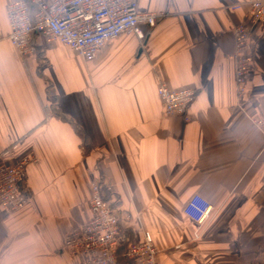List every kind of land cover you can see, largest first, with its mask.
I'll return each instance as SVG.
<instances>
[{
	"label": "crops",
	"instance_id": "0c3cea01",
	"mask_svg": "<svg viewBox=\"0 0 264 264\" xmlns=\"http://www.w3.org/2000/svg\"><path fill=\"white\" fill-rule=\"evenodd\" d=\"M11 1L0 0V163L33 160L20 184L28 206L0 207V264H82L64 239L89 223L96 179L123 238L149 232L159 264H264V130L253 124L264 118V21L241 104L232 57L248 0H137L165 16L92 62L39 37L36 54L20 55ZM160 84L196 90L189 121L163 114ZM197 195L212 207L200 229L184 212Z\"/></svg>",
	"mask_w": 264,
	"mask_h": 264
},
{
	"label": "built area",
	"instance_id": "2783aa9c",
	"mask_svg": "<svg viewBox=\"0 0 264 264\" xmlns=\"http://www.w3.org/2000/svg\"><path fill=\"white\" fill-rule=\"evenodd\" d=\"M251 18L234 28L236 91L244 103L254 67L255 26L264 21V0H248ZM234 9H240L236 5ZM9 39L20 55L37 52L35 37L47 42H60L84 58L94 61L111 41L134 34L145 39L143 28H154L163 13L140 12L137 0H13L7 6ZM158 97L168 117L180 116L189 121V109L197 98L190 87L158 86ZM253 124L264 130V118ZM33 159H22L15 165L0 163V207L7 215L23 211L28 198L20 191L26 168ZM109 186L100 179L91 184V219L85 227L64 239V249L83 258L82 264H159L158 250L149 232L141 243H128L122 236L117 211L108 200ZM212 207L200 196L188 203L184 212L200 229L210 217Z\"/></svg>",
	"mask_w": 264,
	"mask_h": 264
},
{
	"label": "trees",
	"instance_id": "16d2710c",
	"mask_svg": "<svg viewBox=\"0 0 264 264\" xmlns=\"http://www.w3.org/2000/svg\"><path fill=\"white\" fill-rule=\"evenodd\" d=\"M75 131H77V132L79 133V135H81V136L84 138V140L86 139V136H85V134H84L82 131H80V129L76 128V130H75ZM85 146L87 147V144H86V142H85Z\"/></svg>",
	"mask_w": 264,
	"mask_h": 264
}]
</instances>
